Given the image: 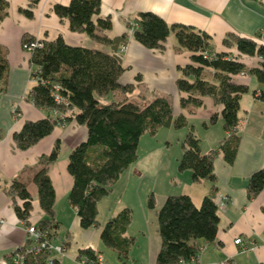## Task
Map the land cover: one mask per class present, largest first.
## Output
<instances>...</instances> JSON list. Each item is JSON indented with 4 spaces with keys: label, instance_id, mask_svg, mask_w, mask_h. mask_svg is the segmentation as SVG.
<instances>
[{
    "label": "crops",
    "instance_id": "1",
    "mask_svg": "<svg viewBox=\"0 0 264 264\" xmlns=\"http://www.w3.org/2000/svg\"><path fill=\"white\" fill-rule=\"evenodd\" d=\"M5 1L8 3L7 15L0 21V46L6 50L8 61L7 84L0 92V262L8 261L16 248L29 242L26 234L29 224H37L38 220L47 218L40 208L37 185L32 176L39 169L41 158L48 155L59 140L57 159L50 165L48 176L54 189V222L58 225L51 242L66 247L63 256L54 255L60 264H80L79 252L88 249L98 253V264H157L161 240L156 214L163 201L169 195L184 194L190 196L194 205L200 206L202 198L211 193L218 204L217 239L214 244L199 241V263L264 264V189L252 199L246 192L248 178L264 168V83H259L253 76L234 77L236 83L248 88L239 100L240 142L232 164L227 163L221 153L215 155L213 183L205 180L192 182L189 170L178 171V160L183 152L181 144L187 130L174 129L178 131L175 140L179 149L173 158L164 155L160 160L158 176L163 173V177L159 191L156 192L151 180L146 183L145 176L133 164L122 172L111 192L97 203L98 226L86 229L81 227L76 210L67 200L73 184L67 164L70 150L86 140L87 132L73 119L66 120L70 111L61 115L54 110L39 108L31 101L30 90L36 84L29 78L33 65L30 54L21 47L24 38L50 41L62 36L67 45L97 48L118 55L124 67L121 74L127 73L123 80L120 77L119 84H132L139 88L129 94L121 92L122 98L141 100L153 94L167 96L174 115L181 114L187 118L200 139V150L210 154L226 135L220 116L223 106L214 105L210 97H204L197 108L190 105L181 108L179 101L187 94L179 92L175 84L176 79L182 77L178 68L190 63L191 52L178 46L173 32L160 48L147 49L128 33L127 22L140 13L150 12L170 26L183 24L207 33L215 52L234 55L238 53L236 49L223 45L227 34L251 38L258 45H264V0H100V12L93 16L92 21L96 23L105 18L111 21L110 28L98 31V34L112 41V45L93 40L85 33L70 31L67 20L57 17L52 11L54 5H68L70 0ZM32 1H35L33 5ZM26 9L30 16L24 14ZM122 48H125L124 52H121ZM242 59L248 67H258L262 60L257 56ZM115 92L98 96V99L105 104L113 102L105 99ZM213 114L218 116V121L205 127L204 123ZM47 117L58 120L50 135L29 148L16 147L12 135L20 131L25 122ZM170 128H159L158 131L166 129L167 132ZM166 142L169 143L168 140ZM14 179L24 182L30 194L32 208L28 224L14 211L15 205L22 204L20 199L10 196L9 188ZM211 185L213 191H210ZM150 195L154 196V208L147 207ZM124 208L131 210L132 220L123 237L132 239L133 243L126 258L121 260L115 249L101 242L100 226ZM238 237L242 239L241 245L234 244Z\"/></svg>",
    "mask_w": 264,
    "mask_h": 264
},
{
    "label": "trees",
    "instance_id": "2",
    "mask_svg": "<svg viewBox=\"0 0 264 264\" xmlns=\"http://www.w3.org/2000/svg\"><path fill=\"white\" fill-rule=\"evenodd\" d=\"M34 3L32 1L31 5ZM7 5L5 0H0V21L7 15ZM100 5V0H70L68 5H54L52 11L57 17L67 20L71 32L85 33L93 40L112 45V41L98 34V31L110 28L111 21L108 18L99 19L96 23L92 21L93 16L99 14ZM23 12L31 15L28 9ZM132 22L136 24L133 38L147 49L160 48L161 43L173 32L178 46L191 52L190 63L178 68L182 77L175 81L177 90L187 94L180 99L179 105L181 108L186 105L197 108L201 106L204 97H210L214 105L221 104L223 108L220 116L226 135L216 150L205 154L200 150V139L193 126L181 114L174 115L167 96L153 94L141 100L123 99L108 104L100 103L98 96L108 95L115 90L129 94L134 89L132 84H119L120 75L124 71L119 56L97 48L67 45L62 36L42 41L43 47L33 50L30 55L33 68L40 70V81L30 90L31 101L39 108L57 110L64 114L66 110L70 111L66 120L73 119L87 132L86 140L70 150L67 164L68 172L73 177L67 200L76 210L81 227L86 229L98 226L97 203L111 192L112 185L122 172L136 160L139 139L144 133L154 136L159 128H185L187 132L181 144L183 152L178 160V171L189 170L192 182L205 180L213 183L215 155L221 153L223 159L232 164L240 142L237 115L239 100L248 88L236 83L234 77L245 71L259 83H264V45H258L251 38L227 34L223 45L236 49L238 54L261 58L258 67H247L240 60L230 58L228 52H215L207 33L183 24L170 26L153 13H140ZM7 69L6 50L0 46V92L7 84ZM55 96L66 103H58ZM218 119L213 114L204 126L214 124ZM57 123V119L48 117L25 122L21 130L12 135L16 147H31L50 135ZM59 143L57 140L51 152L41 158L39 169L32 176L37 185L40 208L47 216L45 220H38L36 226L50 240L56 235L58 225L54 222V189L48 173L50 165L57 159ZM263 189L264 168L248 178V198H255ZM9 191L11 197L22 202L14 207L17 217L26 220L28 224L32 205L25 183L14 179ZM199 205H194L190 196L184 194L169 195L163 201L156 214L161 240L157 264L188 262L197 258L201 251L199 241L209 244L216 242L219 215L213 193L204 196ZM147 207L154 208V196L150 195ZM131 220V210L124 208L100 226L101 242L115 249L121 260L126 258L133 243L132 239L123 237ZM49 254L47 252L37 258H30L25 264H45ZM78 255V260L84 256L97 264L94 251L81 250ZM53 264L60 263L55 258Z\"/></svg>",
    "mask_w": 264,
    "mask_h": 264
},
{
    "label": "rangeland",
    "instance_id": "3",
    "mask_svg": "<svg viewBox=\"0 0 264 264\" xmlns=\"http://www.w3.org/2000/svg\"><path fill=\"white\" fill-rule=\"evenodd\" d=\"M131 23H134V22H132V20H129L127 22V31L129 29ZM128 33L130 35H133V33H130L129 31H128ZM33 41H34V39L33 40H26L25 38L22 40L21 47L23 48V50L26 53H28V52L23 47L24 44L30 43ZM124 51H125V49L121 50V52H124ZM243 57H246V56H243ZM230 58H231V55H230ZM119 59H120V57H119ZM120 63H121V59H120ZM126 74L127 73L121 74V80H123V78L126 77ZM240 74H245L244 77H249V75L245 71L240 72L238 76H240ZM29 78L35 82L40 81L39 75L37 74V72L34 73V75H33V73H31V70L29 71ZM134 89L136 90L135 92H137L139 88H138V86H135ZM115 91L116 92L113 93L114 95L110 94L108 96V99H105V100H107V101L108 100H113V101L122 100L123 96L121 94V91L120 90H119L120 92L117 90H115ZM132 92L133 91H131L130 93H132ZM133 99H134V97H130L129 101L133 100ZM100 103L105 104L104 101H102ZM54 112L61 114V115H64L63 112L59 113L57 110H54ZM66 112H68V111L66 110ZM166 133L170 134V136L167 137ZM177 133H178V131H175L173 128H170V131H167V132H166V129H162L160 132L158 131L156 134H154V136H151L148 133H144L143 136L139 139V145H138V150H137L138 155H137L136 160L132 163V165L134 164L135 165L134 167H136V170L138 172H140V174H142L143 177L145 176L146 183L148 182V179L151 180L150 183L153 185L156 192H158L159 187L162 186L161 182H162L163 173H160V176H158L159 166L161 165L160 160L162 158H164L163 157L164 155H165V157L167 156V158L168 157L173 158L174 155L176 154V152H178L177 150L179 149L178 148L179 144L177 143V140H175V136L177 135ZM166 139L168 140L169 143L166 142L167 141ZM165 147H167L168 149L165 150L166 149ZM163 148H165V149H163ZM167 158H166V160H167ZM132 165H130L129 168H131ZM130 171H132V170L130 169ZM50 243L54 246H58V245L52 243L51 240H50ZM65 251H66V247L63 246L59 250V252H56V254H53V256L54 255L63 256ZM48 252H50V251H48ZM45 253H47V252H45ZM95 254H96V257L99 256L98 253L95 252ZM10 256H12V254ZM10 256L8 257V261L10 260ZM82 258H84V256ZM80 260H78V262H80Z\"/></svg>",
    "mask_w": 264,
    "mask_h": 264
},
{
    "label": "built area",
    "instance_id": "4",
    "mask_svg": "<svg viewBox=\"0 0 264 264\" xmlns=\"http://www.w3.org/2000/svg\"><path fill=\"white\" fill-rule=\"evenodd\" d=\"M134 29H136V24L131 23L128 31L130 33H134ZM43 42L42 40H34L33 42L30 43H25L24 48L27 50L29 54H32L33 50L39 49L42 46ZM125 48H122L124 50ZM244 55L242 54H234L232 55V59L240 60L242 62V58ZM261 59V58H259ZM39 69L34 67L33 70H31V73H39ZM245 74H240V76L244 77ZM239 76V77H240ZM55 100L60 103L64 104L66 103L65 100L60 98L59 96H55ZM1 221H0V226H1ZM37 224H29L26 227V234L29 237V242L26 243V245L19 246L18 248L15 249V251L12 253V256H10L9 261H2L0 264H25L26 260L30 258H37V256H41L45 252L50 251L48 258L45 260V264H53L55 261V257L53 254H56V252H59V250L63 247V245H58L54 246L50 243V239L47 238L46 234L43 233L41 230H39L36 226ZM234 244L236 245H241L242 244V239L240 237L236 238L234 241ZM243 250L246 249L245 247L242 248ZM100 257H96V261L98 264ZM80 264H94V260H90L87 257L81 258ZM182 264H200L199 260L197 258H192L190 261L185 262L183 261Z\"/></svg>",
    "mask_w": 264,
    "mask_h": 264
}]
</instances>
